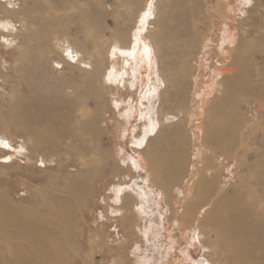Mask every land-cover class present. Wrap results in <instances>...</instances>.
Masks as SVG:
<instances>
[{
    "label": "rangeland",
    "instance_id": "374dc122",
    "mask_svg": "<svg viewBox=\"0 0 264 264\" xmlns=\"http://www.w3.org/2000/svg\"><path fill=\"white\" fill-rule=\"evenodd\" d=\"M38 1L45 4L46 0H15L14 9L30 10L32 5L39 3ZM50 1H53V4L54 2H67L66 10L62 11V15L64 20L66 19L63 24H67L68 34L67 38L63 35L61 39L65 41L67 39L65 47H70L79 54H83L88 68L95 66L98 62L97 58L91 57L95 42L103 41L102 43L108 49L110 43L116 38L115 33L118 30L126 34V43L115 46L116 57H113V49L110 54L106 51L104 55L105 62L102 67L105 68V73L101 80L107 86V93L101 99L104 113L99 119L97 116L100 113L96 114V120L98 119L97 122L101 127L100 132L99 128L96 129L99 132L98 136L90 132H81L78 136L83 140L73 141L72 137V140L69 137L65 139L62 134L57 136L50 130H45L41 134L43 145L37 147L38 142L34 134L29 130L23 131L16 127L15 123H11V115L7 113L17 103V94L23 88L15 80L17 75L15 68L18 66L15 67L14 58L17 57L16 54L20 49L31 45L28 34L34 31L23 27L21 21L16 18L14 24L17 30L12 34L17 36L10 35L7 30L9 20L5 18L0 7V141L9 145L6 147L0 143V197L6 198L16 207H25V209L34 211L42 210L45 216L51 208L49 200L52 194L70 198L72 204L69 203V205L72 208L68 210L67 215H70L69 221L71 222L69 223L70 229L68 228L66 233V242L64 241L67 259L71 261H68V264H83V262L87 264H188L187 259L191 264H225L224 255L216 244L217 235L204 221L210 210L208 204L195 209L190 219L184 209L189 200H192L191 183L193 180H196V183L200 181L197 180V175L201 172L204 163L208 161L206 136H208L210 120L206 115L208 103L204 102L203 96L206 91L213 92L216 89V83L222 77L220 74L221 59L225 49L230 47L233 33L237 35L238 41L242 34L253 27L251 26L253 23L260 22L258 24L263 25L262 18L264 17L259 9L264 11V7H260L264 5V0H169V2L178 1L179 5L187 9L198 6L195 9L194 19L189 16L188 22L192 24L196 21L195 25L199 31L194 33L198 38V47L193 55L186 59V57L183 58V52L181 54L178 51L175 52L176 57L179 54L181 56L177 58L174 66L176 64H178L176 68L183 66L178 72L175 71L179 74H174L180 80L172 83H165V78L167 73H170L173 58L166 56L163 48L159 53L162 56L160 66L162 73L157 64H152L150 71L146 73L144 66L139 63V54L146 41L145 33L142 32L143 19L146 17L145 9L151 6L153 8L155 4L158 10L152 17L153 19L156 16L159 17L164 5L159 2L160 0H133L136 6L133 7L134 11L129 9L130 4L126 3L130 0ZM89 1L96 7L95 9L103 13L102 16L101 14L98 16L101 18L96 20L97 27L83 29L82 24L87 22V18H84V11L92 7ZM72 6L73 9H71ZM42 7L43 9L36 8L39 19L47 21L49 13L47 14L45 5ZM12 16L10 19H15ZM155 26H157L156 22L152 24V28ZM125 46H130V48H125ZM123 57H125L124 60ZM114 58L119 63L120 71L113 69ZM53 61L56 67L64 66L63 71L57 70L58 78L52 73L55 80L62 79L65 83L75 80L80 82L79 79L82 81L86 79V75L78 69L64 64L58 51L53 55ZM122 77L125 81L127 80L126 89ZM153 86L156 90L154 94L151 93ZM165 88L166 96L163 93L161 97V92L165 91ZM180 89H184L186 103L184 102L182 106L177 104L174 107L169 105L171 103L168 98L175 97ZM46 92L42 91V94L46 95ZM56 94L57 92L54 91L53 95L57 96ZM71 96L74 95L71 94ZM75 97L70 98H73L75 105L83 102L82 97ZM3 105L6 106L5 113L4 110L1 111ZM160 106L163 107L162 110L166 116H172L173 123H163L165 115L162 117L159 115V120ZM252 108H250V113L254 114V104ZM243 110H246L244 106ZM262 110L260 118H255L253 123L250 122L251 126H248L255 131L254 134L257 132L258 137L264 135ZM63 111L69 113L68 109H63ZM55 113L60 114L61 112ZM73 115L71 116L75 119H72L71 125L74 127L67 128L66 126L65 133L69 129L70 132H72L71 129L78 131L80 123L85 122L87 118L90 119V116L80 117L79 112ZM210 119L221 124L216 117ZM155 120L159 126L157 124L155 130L152 131L151 123ZM77 121L80 122L79 125ZM258 123H262L263 127L261 128ZM239 126L235 127L236 130H240ZM160 127L162 129L159 136L157 134ZM224 130L221 133H227L226 129ZM75 133L78 134L80 131ZM46 137L49 139L47 140ZM62 139H65L67 146L60 143L63 142ZM142 139L143 141L139 144L137 140ZM53 140L54 148L47 146V144H52ZM254 141L244 142V145L249 147L247 157L248 155L250 157L245 159L248 170L243 172L242 167L240 171H235L236 167H232L231 172L224 171L223 179L228 183L241 184L251 175L254 177L258 173L264 174V139L257 144ZM232 144L238 146L237 141ZM88 148H92L90 156H80L79 151L89 153ZM160 149L164 153H161ZM237 150L241 152V146ZM100 151L107 154V158L97 160L95 156L100 157ZM217 152L221 153L220 150ZM156 156H163L164 158L160 157L158 160L169 163L170 173L162 172L160 179L158 178L159 185L165 187L166 194L154 181L150 170L151 160ZM233 157V153L229 157L222 155L220 158L222 164L219 168L223 169L226 164H232ZM165 158L169 162H165ZM94 170L100 175H95ZM78 174H82L80 177L84 184L88 185V182L90 184L89 194H85V199L79 202L73 201L71 193L62 189L72 177ZM202 189L203 187L200 188L199 193ZM124 194L129 199L125 201L126 206L120 207L123 204ZM195 216L197 219L194 218ZM96 234L100 235L96 236ZM100 240L104 241L100 242Z\"/></svg>",
    "mask_w": 264,
    "mask_h": 264
},
{
    "label": "bare ground",
    "instance_id": "6f19581e",
    "mask_svg": "<svg viewBox=\"0 0 264 264\" xmlns=\"http://www.w3.org/2000/svg\"><path fill=\"white\" fill-rule=\"evenodd\" d=\"M163 1L164 2L161 0L159 1L162 4L164 3L159 17L156 16L154 19L152 17L155 15V11L158 10L155 4L153 8H151V6L145 9L146 17L141 15L142 13L140 14L144 17V19L142 18L144 20L142 32L145 33L146 41H144V47L139 54V63L144 66L146 73L150 71L152 64L159 65L158 69L162 73L163 70L160 68L162 56L159 53L160 49L163 48L165 55H169V58H173L171 62L173 65L171 64L172 67H169L170 73H167L166 78L164 77L165 83H172L173 81L178 82L180 80V78H176L174 74L182 69L181 67L183 65L176 68L178 64L174 66V63L177 58L181 56V52L184 54L183 58L186 57V59H188L198 47V38L194 35V33L199 32L195 25L196 21L192 24L188 22L189 16H191L192 19L194 14H196L195 9L198 8V6H193L191 4L193 7L187 9L179 5L178 1ZM90 2L91 1L88 3L92 5ZM133 2V0L126 2L130 4L128 5L129 9L136 7ZM66 3L62 1L59 3L54 2L53 4V1L46 0L45 4L39 2L32 5L30 10H22L21 8L14 9L16 6L15 0H0V7L5 14V18L9 20L7 30L10 35H16L12 34L17 30L14 24L16 18L21 21L23 27L30 28V30L35 32L28 34L31 45L20 49L17 54L15 53L17 57L14 58V63L16 65L15 67L18 66V68H15L17 74L15 80L17 84L23 88H21L20 92L17 94V103L14 104L7 113L11 115V123H15L16 127L23 131L29 130V132L34 134L35 140L38 142L36 144L37 147L43 145L41 134H43L45 130H50L51 133L57 136L62 134L65 139L68 137L71 139L72 137L73 141H75V139L83 140V138L81 139L78 136L81 132H90V134L98 136L101 127L97 120L100 118V115L104 113L103 100L101 99L102 96L107 93V86L105 82L101 80L105 73V68L102 67V64L105 62L104 55L106 51H109L110 54L112 51L111 49H113V57H116L115 46L126 43V34L118 30L116 31L117 33H115L116 38L114 41L111 42L110 45L108 43V49L104 46V43H102L103 41H94L95 46L91 57L93 59L97 58L98 62L95 66L88 68L83 54H79L70 47H65L67 39L66 41L61 39L63 35L66 37L68 34L66 30L67 24H63L66 19L64 20V16L62 15V11L66 10ZM42 5H45L47 14L49 13V20L47 21L40 20L38 11L36 10L37 7L43 9ZM198 5H200V3ZM260 7L263 8L264 5ZM73 8L72 6L71 9ZM95 8L96 7L92 5L91 9L84 11V18H87V22L82 24L84 27H82L83 29H90L89 27L95 28L97 25L96 20L101 18L98 16L100 14L102 16L103 12L101 13ZM259 10L261 11L262 17H264V11L262 9ZM187 11H189L188 14ZM11 15H13L12 17H15V19H10ZM155 22L157 26L152 28V24ZM258 23L260 22L253 23L251 25L253 27H250L246 33L242 34L238 41L237 35L233 33L230 39V47L225 49L223 58L221 59L220 74L222 77L216 83V89H214L213 92L206 91L205 96H203L204 102L208 103V107L205 109L206 115L210 120L207 131L208 136H206L208 142L205 140L208 144V161L204 163L201 172L197 175L199 177H197V180H200V183H196V180H193L191 183L190 193L192 195V200H189V203L186 204L184 209L190 219V215H192L195 209L208 204L210 210L207 212L206 216L203 215L205 216L204 221L208 227H211V231L217 235L216 244L224 255L225 264H264V174H253L254 177L251 175L246 181L244 179L241 184L228 183L223 179V172H231L232 167H236L235 171H240L242 167L243 172L248 170L245 159L250 157V155L247 157L249 147H246L244 142L251 143V141L255 140L254 143L257 144L264 139V135H262L263 137H258L257 132L254 134L255 131H252L253 129L248 127L251 126L250 124L253 123L255 118H260L262 108V112L264 113V18H262L263 25ZM97 39L99 40L100 38ZM127 47L130 48V46H125V48ZM57 51L64 64L69 65L73 69H78L86 75V79L83 81L79 79L80 82L75 80L65 83H63L64 80L62 79L59 81L55 80L54 77L58 78L57 70L61 72L64 69V66L56 67L54 64L53 55L57 53ZM176 51H178V53L180 52L178 57L175 56ZM67 57L69 59H67ZM122 59L124 60L125 57ZM113 69L120 71L119 63L116 58H114ZM120 76H122L121 72ZM186 76L188 77L189 75ZM122 81L126 89L127 80L125 81L124 77H122ZM185 88L187 89V87ZM151 90L153 94L156 92L154 86ZM164 90L165 91L161 92V97L163 93H165L166 96V88ZM42 91H47V94L43 95ZM54 91L57 92V96L53 95ZM178 92V96L176 95L172 98H168L167 96L170 101L169 103H171L169 105H173L174 107L177 104H179V106L184 104V89H180ZM71 94L74 96H71ZM75 96L82 97L83 102L75 105L74 100H72L73 98L70 99ZM253 104L255 105V112L251 114L250 108H252ZM243 106L246 110H243ZM1 108V111L4 110L5 113L6 106L3 105ZM63 109H68L69 113L62 112ZM162 109L163 107L160 106L158 117L159 115L161 117L162 115L166 116ZM59 111L61 112L60 114L55 113ZM75 112H79L80 117L86 118L90 116V119L87 118L83 123L79 122L80 126L78 127V131H76V129H71L72 133L69 129V131L67 130L68 132L65 133L66 126L67 128H69V126L72 128L74 127L71 123L73 122L72 119H75V117L71 115ZM97 113L100 114L97 116L98 119L96 120ZM165 116L164 119L162 118L164 120H162L163 123H173L174 120L171 115ZM212 117L218 118L221 124H217L216 120L210 119ZM11 123L9 122V124ZM66 123L70 124L68 125ZM79 123L77 125H79ZM157 124L156 120L151 123L152 131L155 130ZM161 125L163 126V124ZM238 125H240V130H236L235 128L238 127ZM258 125L261 126L263 124L258 123ZM161 127L158 134L156 133L159 136L162 129ZM262 127L263 126H261V128ZM97 128H99V132L96 130ZM224 129H226L227 133H224ZM222 130H224L223 133H221ZM79 131L80 133H75ZM49 135L51 136V134ZM46 139L48 140L49 138L46 137ZM65 139H62L63 142L60 143H64V145L67 146V143L64 142ZM137 141H139L140 144L143 139ZM236 141L238 146L232 144L236 143ZM54 144L53 140V143L47 144V146L54 148ZM239 145L241 146V152L237 150L240 148ZM243 146H245V148H243ZM7 147H9L8 144ZM218 150H220L221 153H218ZM88 151L90 152H82L81 150L79 154L84 157L87 155L90 156L92 148H88ZM160 152L162 153L163 151L160 149ZM232 153L234 154L233 163L229 165L226 164V167L223 169L222 167L219 168L222 164L220 161L221 156L225 155L229 157ZM99 154L100 157L95 156L97 160L99 158H107V154L104 152L100 151ZM160 157L164 158L163 156H156L151 160L150 165L152 176L158 185L160 184L158 178L160 179L159 176L162 172L170 173L169 163L166 164L164 161L158 160ZM166 159L167 158H165V162H169L166 161ZM93 173L95 175H100L96 170H94ZM80 175L78 174L72 177V179L65 184V187L62 188L64 191L70 192L72 195L71 198L74 199L73 201L77 202L85 199V194L88 195V191H90L89 182L88 185L84 184ZM232 180L233 179H231V182H233ZM159 186H161L163 190L161 191L166 194L165 187L162 185ZM202 187V192L199 193ZM126 199L127 196H123V204L120 207L126 206ZM70 201H72L70 198H66L63 195L52 194L51 200H49L51 208L48 210V215L45 216L42 210L34 211L25 209V207H16L13 203L6 200V198L0 197V264H68V261L71 262L67 259V251H65L64 245V241L66 242L67 238L66 233L70 225L69 223L71 222L69 221L70 215H67L68 210L72 208L69 205ZM194 218L197 219L196 216ZM100 234H96V236ZM103 241L100 240V242ZM74 252L78 254L77 251ZM195 252L198 253L199 251ZM187 262L191 264L188 259ZM83 264L87 263L83 262Z\"/></svg>",
    "mask_w": 264,
    "mask_h": 264
},
{
    "label": "snow or ice",
    "instance_id": "6c2138e0",
    "mask_svg": "<svg viewBox=\"0 0 264 264\" xmlns=\"http://www.w3.org/2000/svg\"><path fill=\"white\" fill-rule=\"evenodd\" d=\"M0 143L4 144V146L7 147V143H6V142H4V141H0Z\"/></svg>",
    "mask_w": 264,
    "mask_h": 264
}]
</instances>
